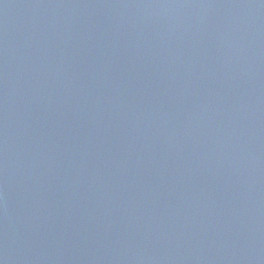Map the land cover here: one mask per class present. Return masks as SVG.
Listing matches in <instances>:
<instances>
[{"label":"water","instance_id":"water-1","mask_svg":"<svg viewBox=\"0 0 264 264\" xmlns=\"http://www.w3.org/2000/svg\"><path fill=\"white\" fill-rule=\"evenodd\" d=\"M0 264H264L225 0H0Z\"/></svg>","mask_w":264,"mask_h":264}]
</instances>
